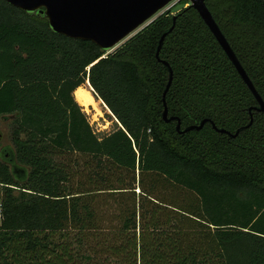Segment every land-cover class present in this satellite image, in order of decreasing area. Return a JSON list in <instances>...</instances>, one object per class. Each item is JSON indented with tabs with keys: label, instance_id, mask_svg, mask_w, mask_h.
Returning <instances> with one entry per match:
<instances>
[{
	"label": "trees",
	"instance_id": "trees-1",
	"mask_svg": "<svg viewBox=\"0 0 264 264\" xmlns=\"http://www.w3.org/2000/svg\"><path fill=\"white\" fill-rule=\"evenodd\" d=\"M180 2L107 53L0 0V264H264V112ZM206 4L264 100V0ZM166 32L169 116L200 130L163 119ZM87 80L122 126L94 130Z\"/></svg>",
	"mask_w": 264,
	"mask_h": 264
},
{
	"label": "water",
	"instance_id": "water-1",
	"mask_svg": "<svg viewBox=\"0 0 264 264\" xmlns=\"http://www.w3.org/2000/svg\"><path fill=\"white\" fill-rule=\"evenodd\" d=\"M12 6L25 10L27 12L40 11L49 21L50 27L58 34L65 35L73 39L88 40L99 45L103 50L109 52L124 39L139 32L149 25L155 16L168 6L174 0H6ZM193 6L213 33L220 46L235 66L236 70L247 84L249 89L256 97L259 105L254 109L264 112V100L257 91L253 81L248 75L246 69L240 62L237 54L221 30L219 24L214 18L212 12L206 4V0H190ZM170 28L169 31L173 29ZM137 31V32H136ZM133 34V35H135ZM167 32L160 39L156 57L158 60L168 66L170 77L166 89L163 93L164 111L163 119L166 122L177 120V130L181 133L191 130H200L208 122L203 120L199 125H192L182 129L181 120L175 116H169V110L166 102L167 92L172 84L173 70L166 60L160 58V51ZM89 69V68H88ZM87 83L90 85L89 80ZM95 98H97L95 96ZM115 120L119 123L112 111L107 107L102 99L99 98ZM252 109L251 121L253 123ZM213 127L220 132H225L236 137L240 130L235 134L225 130L218 129L212 122Z\"/></svg>",
	"mask_w": 264,
	"mask_h": 264
},
{
	"label": "rangeland",
	"instance_id": "rangeland-1",
	"mask_svg": "<svg viewBox=\"0 0 264 264\" xmlns=\"http://www.w3.org/2000/svg\"><path fill=\"white\" fill-rule=\"evenodd\" d=\"M180 1L181 0H179L178 3L172 8V14H175L177 11H179L183 7L184 3L180 2ZM190 4H191V2L189 3V5ZM187 5H188V3L186 4V6ZM165 9L160 11L154 18H157L161 14V12H163ZM133 34H135V33H133ZM133 34L130 35L129 37H127L126 39H124L121 43H119L116 47L111 49L109 52H112L115 49H117L125 41H127L130 37H132ZM100 107L102 110L101 115H97L96 111L93 110V108H90L89 111H86L85 109L84 110H85L86 114L88 115L89 120H90L91 125L93 126L94 130H96V132L106 133V132L111 131L114 128L116 120L114 117H111L112 115L108 113V111L106 110V108L103 106L102 103H101ZM108 114L110 115V117ZM111 118H112V120H111ZM13 132H14V115L0 116V151L6 146H10V147L14 148L13 141H12L13 134H14ZM74 159L79 161V166H80L79 170H81L82 169L81 167L83 166V162L87 158L80 155V154H75ZM83 172L84 171L81 170L80 173H78L77 177H75V179H74L75 184L80 181V179H81L80 174H82ZM137 192H138V189H137ZM1 197H2V187L0 186V199H1Z\"/></svg>",
	"mask_w": 264,
	"mask_h": 264
},
{
	"label": "bare ground",
	"instance_id": "bare-ground-1",
	"mask_svg": "<svg viewBox=\"0 0 264 264\" xmlns=\"http://www.w3.org/2000/svg\"><path fill=\"white\" fill-rule=\"evenodd\" d=\"M74 96L86 111H89L90 108H93V110L96 111L97 115L102 114V110L100 107L102 102L98 98H95L92 87L87 82L75 90Z\"/></svg>",
	"mask_w": 264,
	"mask_h": 264
},
{
	"label": "built area",
	"instance_id": "built-area-1",
	"mask_svg": "<svg viewBox=\"0 0 264 264\" xmlns=\"http://www.w3.org/2000/svg\"><path fill=\"white\" fill-rule=\"evenodd\" d=\"M175 1V2H174ZM173 2H171L168 6H166L164 9V11L163 12H161V14L162 13H165V12H167V11H171L172 10V8L178 3V1L179 0H174ZM188 5H189V3H188ZM92 91H93V88H92ZM2 219H3V214H2V208H1V204H0V225H1V223H2Z\"/></svg>",
	"mask_w": 264,
	"mask_h": 264
}]
</instances>
